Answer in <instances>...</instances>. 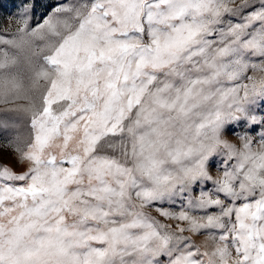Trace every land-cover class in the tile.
I'll return each instance as SVG.
<instances>
[{"label": "snow or ice", "instance_id": "snow-or-ice-1", "mask_svg": "<svg viewBox=\"0 0 264 264\" xmlns=\"http://www.w3.org/2000/svg\"><path fill=\"white\" fill-rule=\"evenodd\" d=\"M0 111L30 129L5 145L26 171L0 164V264H264V0L19 15Z\"/></svg>", "mask_w": 264, "mask_h": 264}, {"label": "rangeland", "instance_id": "rangeland-1", "mask_svg": "<svg viewBox=\"0 0 264 264\" xmlns=\"http://www.w3.org/2000/svg\"><path fill=\"white\" fill-rule=\"evenodd\" d=\"M72 2V0H69ZM64 3V0H0V30L4 28H15L16 18L19 15H28L30 17L31 26H35L41 23L50 13H52L54 7L58 4ZM0 121H6L7 127L0 128V164L11 167L16 173H22L26 171V166L17 162V156L13 152L12 148L5 147V145L11 141H14L19 135L21 138L28 136L30 129L28 128V118L26 116H20L17 118L13 114L5 115L0 111ZM248 126L241 122L230 125L224 132V138L232 143L239 144L238 134L248 132ZM254 139L258 140L255 132H252ZM223 157L217 156L209 164V173L215 179L222 174V165L219 163ZM207 188H212L211 181L207 182ZM200 187H204L201 185ZM198 193H193L197 195ZM167 207V205H165ZM176 210H179V205L176 206ZM175 226L176 221L169 222ZM183 226V224L181 225ZM190 235L189 233H185ZM193 240L197 244H201L204 241L203 236H194Z\"/></svg>", "mask_w": 264, "mask_h": 264}]
</instances>
